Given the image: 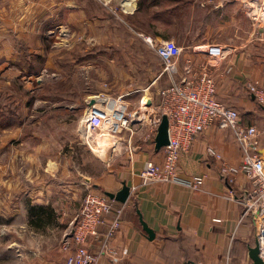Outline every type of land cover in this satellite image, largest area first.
Here are the masks:
<instances>
[{
    "label": "crops",
    "instance_id": "obj_1",
    "mask_svg": "<svg viewBox=\"0 0 264 264\" xmlns=\"http://www.w3.org/2000/svg\"><path fill=\"white\" fill-rule=\"evenodd\" d=\"M123 25L138 36L175 41L182 48L178 75L186 66L196 72L208 67L218 99L237 109L244 125L259 129L264 158V106L247 87L257 82L264 90V39L238 0H110L109 5L97 0H0V232L7 238L0 262L66 264L63 242L47 244L46 235L70 236L89 186L84 184L117 193L125 182L131 189L128 200L114 199L115 210L88 241L89 249L100 254L98 264H252L249 248L255 244V227L241 203L251 180L238 173L229 181L220 173L221 161L208 150L212 147L229 164L240 165L244 151L233 129L214 122L196 135L170 181L148 182L141 176L144 164L162 163L164 151L142 140L144 125L133 155H116L95 179L94 152L81 140L77 148H63L62 125L54 121L46 129L45 115L33 119L30 114L28 95L40 89L41 80L38 76L34 85L30 75L46 69V42L54 40L61 27L111 48L121 41L113 27ZM209 44L226 47V58L211 63ZM157 82L159 91L171 80L164 74ZM149 85L138 90L147 92ZM14 95L18 113L5 106V97L12 102ZM78 131L79 126L74 133ZM197 175L205 176L200 189L192 187ZM120 207V226L108 237ZM138 211L154 230L153 239Z\"/></svg>",
    "mask_w": 264,
    "mask_h": 264
},
{
    "label": "built area",
    "instance_id": "obj_2",
    "mask_svg": "<svg viewBox=\"0 0 264 264\" xmlns=\"http://www.w3.org/2000/svg\"><path fill=\"white\" fill-rule=\"evenodd\" d=\"M100 1L105 5L110 4V0ZM238 1L254 29L264 39V0ZM139 35L163 61L161 75L166 74L171 80L170 85L159 90L161 97L159 115L150 116L147 119L141 112L129 110L123 95L92 96L91 98H95L96 102L90 105L91 98L88 100L82 117L85 130L84 142L91 149H94V146L102 148L99 142L102 132L106 131L117 136L127 130L130 132V137L125 148L130 155H133L136 146L132 139L136 126L148 122V130L142 140L155 143L162 115L166 114L169 119V144L163 148L164 160L162 163L146 161L141 176L148 182L170 181L181 156L189 152L198 133L206 130L214 122L222 128L233 129L244 151V159L240 165L229 164L212 147L208 150L211 155L221 161L220 173L229 181H233L232 176L238 173H245L250 178L251 187L243 195L241 203L245 214L253 219L260 256L264 259V158L260 153L259 129L255 125H244L239 111L218 99L216 79L208 67L196 72L191 66H186L183 74L178 75V60L182 48L175 41L156 40L142 33ZM206 53L211 63H214L226 58L227 49L219 44H209ZM247 87L257 101L264 106V90L259 84L249 82ZM204 181V175H197L193 179L192 187L200 189ZM114 203V198L103 192L89 190L84 195L79 219L74 224L70 236L63 240L62 248L68 253L65 259L66 264H98L100 254L93 253L89 249L88 241L98 234L100 225L105 222L104 217L115 210ZM122 212V207L116 209V216L107 233L108 237L113 235L120 226ZM106 246L108 244H105L103 251L108 248Z\"/></svg>",
    "mask_w": 264,
    "mask_h": 264
},
{
    "label": "rangeland",
    "instance_id": "obj_3",
    "mask_svg": "<svg viewBox=\"0 0 264 264\" xmlns=\"http://www.w3.org/2000/svg\"><path fill=\"white\" fill-rule=\"evenodd\" d=\"M97 1L102 3L100 0ZM61 28L65 29L64 27ZM61 28L54 40L52 37L46 42L44 51L47 54L45 72L43 71L40 75H30V81L34 85H38L37 78L40 77L41 80L40 89L36 90L34 94L29 93L28 97L30 98V114L33 112L34 115L33 119H36L37 115H45L46 129L53 126L54 121L57 125H62V133L59 136L63 148L68 149L70 148L69 145L77 148V141L80 140L85 143L82 117L87 102L92 96L101 94L123 95L129 110L141 112L147 119L150 116L159 115L161 97L156 81L162 74L163 61L147 41L136 34L134 29L125 25L120 28L113 27L114 33L117 37H121V41L111 45L109 51L88 55L87 53H91L90 51L95 47H106V45L89 41L91 37L88 34L87 36L71 34L65 30L62 31ZM128 35H130L129 38H126ZM84 54L87 55L84 56ZM144 85L146 87L149 85L150 90L147 92L138 90L144 89L145 87H141ZM145 95L149 97L147 100L152 102L149 107L145 102L143 103L144 98L147 97ZM14 98L20 106L17 95H14ZM35 99L46 100V103L40 100L33 105ZM49 116L56 117L48 118ZM147 123L136 126L132 139L133 144L136 145L137 139L141 137L138 136V133L144 125L147 132L149 127ZM77 126H79V131L74 133ZM146 132L141 135H145ZM73 135L77 138H74V144L70 141ZM100 137L99 142L102 148L94 146V149H91L87 145L94 152L95 162L92 172L95 179L106 171L107 166L105 165L110 163L111 159L114 160L116 155H125L127 152L125 144L128 143L130 132L124 130V132L114 136L104 131ZM87 185L89 186L83 195L89 190L101 192L95 190L94 184L91 182L84 184L85 187ZM45 238L47 244L55 246L60 245L64 240V236L61 239L58 233H49ZM6 240V233L0 232V249L3 250V255ZM0 264L8 263L1 261Z\"/></svg>",
    "mask_w": 264,
    "mask_h": 264
},
{
    "label": "water",
    "instance_id": "obj_4",
    "mask_svg": "<svg viewBox=\"0 0 264 264\" xmlns=\"http://www.w3.org/2000/svg\"><path fill=\"white\" fill-rule=\"evenodd\" d=\"M96 102L95 98H91L89 104L92 105ZM152 102L150 100L146 101V105L150 106ZM169 144V119L166 114L162 115V119L160 125L158 127V132L155 138V150L159 151L163 149L166 145ZM131 189L130 187L124 182L123 187L117 193L106 192V194L121 202H126L130 196ZM140 221L143 225L144 230L146 231L147 235L153 239L155 236L154 230H152L148 224L144 221L143 216L140 211ZM249 256L252 260V264H264V259L260 256V249H259V242L256 238L254 246L249 248Z\"/></svg>",
    "mask_w": 264,
    "mask_h": 264
},
{
    "label": "trees",
    "instance_id": "obj_5",
    "mask_svg": "<svg viewBox=\"0 0 264 264\" xmlns=\"http://www.w3.org/2000/svg\"><path fill=\"white\" fill-rule=\"evenodd\" d=\"M109 50H111L110 47H98L97 46L92 51H90L91 53H87V54L88 55L89 54H99V53H102L103 51L105 52V51H109ZM87 54H84V56ZM5 98H7V105H5V106H7L9 109L13 110L15 113H18V110L20 109V107L17 104V101H15L14 96L12 97L13 98L12 102H11L10 97H5ZM2 99L3 98H0V101ZM1 102L4 103V100H2Z\"/></svg>",
    "mask_w": 264,
    "mask_h": 264
},
{
    "label": "bare ground",
    "instance_id": "obj_6",
    "mask_svg": "<svg viewBox=\"0 0 264 264\" xmlns=\"http://www.w3.org/2000/svg\"><path fill=\"white\" fill-rule=\"evenodd\" d=\"M94 97V96H93Z\"/></svg>",
    "mask_w": 264,
    "mask_h": 264
}]
</instances>
